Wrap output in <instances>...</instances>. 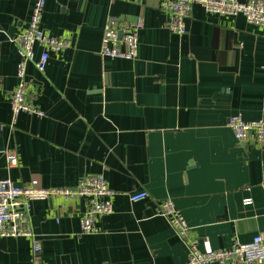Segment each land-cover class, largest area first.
<instances>
[{
  "label": "crops",
  "instance_id": "1",
  "mask_svg": "<svg viewBox=\"0 0 264 264\" xmlns=\"http://www.w3.org/2000/svg\"><path fill=\"white\" fill-rule=\"evenodd\" d=\"M34 2L0 0V179L72 187L102 173L116 192L114 212L84 234V199L34 200L39 243L2 238L0 264H185L186 240L156 214L166 198L201 248L264 233V146L238 142L228 126L235 114L264 120V27L196 3L179 35L152 1L46 0L43 26L72 45L52 53L45 71L28 64L29 95L46 114L15 120L7 96L18 84L19 54L11 38L28 26ZM108 16L143 20L135 60L100 55ZM40 52L36 45V59ZM140 190L148 197L132 202Z\"/></svg>",
  "mask_w": 264,
  "mask_h": 264
},
{
  "label": "built area",
  "instance_id": "2",
  "mask_svg": "<svg viewBox=\"0 0 264 264\" xmlns=\"http://www.w3.org/2000/svg\"><path fill=\"white\" fill-rule=\"evenodd\" d=\"M135 3L152 1L167 16V28L173 33L182 35L187 30V19L193 6L199 3L210 14L237 16L243 15L247 22L264 27V0H130ZM46 0H35L29 24L19 34L12 37L17 46L19 61L16 74L18 84L9 91L8 99L13 118L16 120L21 112L44 116L45 110L34 102L29 95L30 84L27 78V67L34 62L40 71H45L52 53L71 47L70 39L55 36L42 24ZM143 20H123L108 16L101 38L100 55L102 57L135 60L139 54V33ZM120 33L122 36L120 37ZM41 46L39 57L35 58V46ZM228 126L235 139L242 143H254L264 146V120L248 121L240 114L229 117ZM9 167L18 163L17 154L10 151L6 154ZM107 179L102 173L87 174L72 187H44L39 180L18 185L10 177L0 179V241L7 236H24L39 243L38 236L31 228L30 209L34 200L52 197L81 198L85 201V210L80 219L81 232L93 234L99 231V218L114 212V196ZM148 192L140 190L130 195L132 202L144 200ZM251 198L244 200L250 204ZM156 214L165 217L177 235L186 240L188 258L185 264H264V233H259L249 242L235 241L227 248L215 249L211 246L201 248V240L188 238L189 224L174 200L166 198L157 201ZM188 238V239H186Z\"/></svg>",
  "mask_w": 264,
  "mask_h": 264
},
{
  "label": "water",
  "instance_id": "3",
  "mask_svg": "<svg viewBox=\"0 0 264 264\" xmlns=\"http://www.w3.org/2000/svg\"><path fill=\"white\" fill-rule=\"evenodd\" d=\"M122 36V33H120V37Z\"/></svg>",
  "mask_w": 264,
  "mask_h": 264
}]
</instances>
